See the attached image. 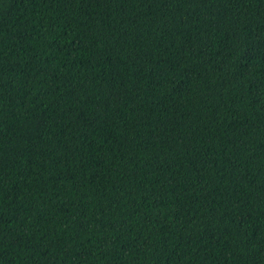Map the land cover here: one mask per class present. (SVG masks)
Listing matches in <instances>:
<instances>
[{
  "label": "trees",
  "instance_id": "trees-1",
  "mask_svg": "<svg viewBox=\"0 0 264 264\" xmlns=\"http://www.w3.org/2000/svg\"><path fill=\"white\" fill-rule=\"evenodd\" d=\"M0 264H264V0H0Z\"/></svg>",
  "mask_w": 264,
  "mask_h": 264
}]
</instances>
